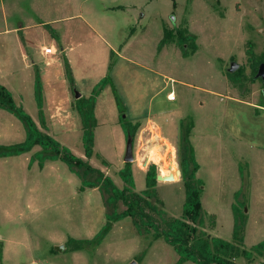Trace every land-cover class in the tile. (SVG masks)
<instances>
[{
  "label": "crops",
  "instance_id": "crops-1",
  "mask_svg": "<svg viewBox=\"0 0 264 264\" xmlns=\"http://www.w3.org/2000/svg\"><path fill=\"white\" fill-rule=\"evenodd\" d=\"M116 11V8L109 7L106 3L102 4L98 10H89L90 20L85 17L81 18V23L90 32L88 40L80 38L78 23L68 21L66 35L62 38L58 37V40H55L57 38L52 39L49 46L41 47V55L44 57V64L41 66L36 62L35 55L31 51L34 36L30 27L38 25L22 23L13 28L0 29V84L11 92L15 103L24 108L42 131L47 132L62 146L74 152L77 140L83 138V125L76 109L78 99L66 75L65 60H67L72 70L75 87L79 90L81 98H89L95 86L104 78L110 77L125 105L127 119L134 124L142 125L137 137L153 126L156 136L162 142L160 148L166 147L168 150L170 147H175V143H179L180 122L189 119L192 114L190 107L182 103L172 104L166 111L163 108L164 103L160 100V95L168 88V84L172 89L176 83L172 82L177 81L164 67L163 61L169 49H164L163 56L156 61V57L144 56L143 53L137 51L141 48L140 43H143V39L139 40L140 37L130 35L125 42L120 40L116 36L117 27L107 28V15H112ZM43 25V22L39 24V26ZM137 42L139 43L136 45ZM47 48H53L56 55L46 56L44 50ZM37 72L43 85V113L46 129L41 126L40 111L35 99ZM139 80L146 85L150 96L146 106L131 102L125 94L123 81L130 83L138 81L139 84ZM220 86V90L210 91L215 96L225 98V102L219 107L220 114L216 117L208 115L204 112V103H200L194 115V128L191 133V142L200 166L197 177L204 182L201 197L203 210L206 219L211 216L216 219L215 227H205L204 230L213 238L233 241L235 195L243 191V187L247 185L249 187L247 199H244V192H242L239 200L246 203L247 225L244 245L247 250H250L264 241V141L246 139L244 127L249 117L242 114L240 108H249L250 113L253 110L257 117L264 118V106L253 102L254 93L246 95L245 98H239L236 88L226 80L222 81ZM168 95L169 93L166 101H170ZM176 101L177 96L175 101L170 102L176 103ZM256 111L259 112V116ZM95 116L98 127L95 129V155L91 159L96 162L97 169L109 175L112 173L111 178L115 177V184L122 189L124 183L119 172L126 165L127 138L120 124V112L111 85H108L98 96ZM249 116L251 118L252 114ZM104 128L108 129L104 136L108 142H111L110 146L108 143L99 142V132ZM251 134L252 132L248 133L249 138ZM25 140L26 131L23 124L11 113L0 109V145H15ZM99 149L101 152L98 151ZM110 149L114 152L113 156L108 153L111 152ZM136 149L137 138L133 141V155ZM41 150L40 146H36L31 152L21 156L0 159V200L11 201L15 208L18 207L20 201H24L25 210L29 216L67 217V220L74 216H87L88 221H78L74 226L76 225L78 229L80 224L83 228L86 226L83 232L92 233L90 237L77 238V234L72 233L58 238L57 241L69 236L78 241L91 240L99 232L98 229L106 224L107 209L102 195L97 188L81 191V179L61 160L47 161L43 167L37 161L31 162L32 157ZM154 152L159 154L160 151ZM78 156L87 160L85 150ZM98 158H101L102 164ZM150 158L151 156L148 158L149 162L146 160L143 164L145 168L140 167L141 163H137L135 158L132 163L135 190L138 193L146 189V184L143 189L144 184H139L136 177L138 175L146 177L149 166L152 164L158 168L159 161H152ZM160 160L165 161L166 158L161 157ZM103 162H106L107 166ZM5 168L8 169V173L11 169L22 171L24 178H18L15 173L5 174L1 171ZM158 175H162L161 170ZM166 184L180 185L184 188L181 176L179 181L175 182L158 181L157 188ZM120 185L122 187H119ZM185 198L186 195L183 197L181 217ZM162 201L166 206V202ZM10 206L0 205V211L7 212L9 215L15 209L12 210ZM95 215L99 216L101 221L97 228L92 227L94 223L91 218ZM128 219L132 222L131 218H125L115 223L107 239L116 232L120 237L134 235L137 245L141 246L143 236L137 234L134 226L133 230L131 229ZM2 241L5 242L7 250L10 246L9 240L2 236ZM105 242L106 239L97 249L104 247ZM57 244L56 242V247L64 246L66 250L65 245ZM6 250L3 259L5 261L7 259ZM87 251H89L87 248H83L76 252L88 255ZM132 256L124 264L132 263ZM236 262L261 264L263 259L255 257L250 263L241 257L236 259ZM138 264L142 263L138 262Z\"/></svg>",
  "mask_w": 264,
  "mask_h": 264
},
{
  "label": "rangeland",
  "instance_id": "rangeland-1",
  "mask_svg": "<svg viewBox=\"0 0 264 264\" xmlns=\"http://www.w3.org/2000/svg\"><path fill=\"white\" fill-rule=\"evenodd\" d=\"M106 3L107 6L117 10L112 15H107V28L117 27L118 34L116 36L120 40L125 42L130 35L140 37L139 40L143 39V43H140L143 47L141 45L140 50L137 49V51L143 53L144 56L156 57V61L163 56L164 49H169L163 61L164 67L177 81L172 82H176L173 85L174 88L171 89L168 84V88L160 95V100L164 103L163 108L166 111L172 104L182 103L190 107L193 114L190 118L194 120L196 109L199 108L200 103H204V112L216 117L220 114L219 107L225 102V98L215 96L210 91L212 89L220 90V84L225 80L236 88L239 98H245L246 95L254 93L253 102L264 106V80L254 78L253 74V71H257L264 64L261 63L264 61V0H0V29L13 28L22 23L38 25L30 27L34 36L31 51L35 55L36 62L41 66L44 64L41 47L49 46L52 39L57 38L55 40H58V37L62 38L66 35L68 21L78 23L80 38L88 40L90 32L81 23V18L85 17L90 20L89 10H98L102 4ZM42 22L44 25L39 26ZM184 31L187 36L195 37V41L185 43V48L190 54L187 59H184L179 44V36ZM169 36L170 38H168ZM193 42L196 46V53L198 52L197 55L196 53L191 55ZM161 43L163 45L160 48ZM248 50L254 54L253 58L247 55ZM36 55L38 56L36 57ZM234 63H237L239 68L234 72L237 78L232 81L229 79L228 73ZM136 82L123 81L125 94L131 102H138V105L146 106L150 99L147 87L140 80L139 84L138 81ZM163 84L165 85V83ZM171 90L177 96L176 103L166 101V96ZM73 91L76 94L79 90L76 88ZM240 112L249 117V121L244 127L246 139L257 142L264 141V118L257 117L253 110L250 113L249 108L241 107ZM256 113L259 116V112L256 111ZM249 114H252L251 118ZM153 128L151 126L137 137L140 132L138 129L134 138L135 140L137 138L134 158L137 163H141L140 167L145 168L143 164L151 156L152 161H159L158 174L161 170L163 177L173 174L174 180L170 182L179 181V170H181L179 143H175L174 146H176L170 147L168 150L166 147L160 148L162 142L156 136ZM107 130L104 128L99 132V142L108 143L110 146L111 142H108L104 136ZM249 132H252L251 138L248 137ZM152 136L153 140L150 141ZM98 151L101 152V149ZM110 151L108 153L113 156L114 152L112 149ZM153 151L160 152L157 154ZM83 152L84 146L82 138H80L77 140L73 154L78 156ZM161 157H165L166 160H160ZM98 159L102 164L101 158ZM84 161L97 169L96 162H93L92 159ZM1 171L5 174L8 173L7 168L1 169ZM13 173L17 174L18 178H24L22 171L11 169L8 174ZM110 175L108 177H113ZM94 178V175L89 177L91 180ZM115 179V177L112 178L113 181ZM136 179L139 184H144V189L146 177L138 175ZM118 180L120 181V179ZM79 183H81L80 180ZM97 190L99 191V189ZM156 190L160 199L166 202L165 211L167 214L170 217L181 218L185 189L180 185L166 184ZM242 192H244V199H247L249 187L245 185ZM99 193L102 195L100 191ZM0 205L5 207L11 205L12 210L15 208L14 203L5 201V199L0 200ZM24 205L25 202L20 201L18 207L9 215L7 212L0 211V252H2L0 264H124L132 254L133 261L142 264L178 263L177 251L163 239L154 241L152 236H145L140 246L137 245L136 236L120 237L118 232L107 239L109 233L105 238V246L100 249L97 247L105 239L100 245L85 244L83 248L89 250L86 252L88 255L74 252L69 243V241L75 240L74 238L69 236L61 241L57 240L72 233L77 234V238L90 237L92 233L83 232L86 226L83 228L80 224L79 229L76 228V225L74 226L78 221H88L87 216H74L68 220L67 217L29 216ZM124 209V205L120 204L119 211ZM91 219L94 223L92 227L96 226L97 228L101 223L99 216L95 215ZM127 221H130V227L133 230L131 220ZM103 226L104 224L101 229ZM206 227H209L208 220ZM2 236L10 242L7 250ZM56 242L66 246V250L62 254L54 251ZM5 250L6 261L3 260ZM131 251L132 253H129ZM72 260L76 261L72 262ZM186 264L194 263L187 262Z\"/></svg>",
  "mask_w": 264,
  "mask_h": 264
},
{
  "label": "trees",
  "instance_id": "trees-1",
  "mask_svg": "<svg viewBox=\"0 0 264 264\" xmlns=\"http://www.w3.org/2000/svg\"><path fill=\"white\" fill-rule=\"evenodd\" d=\"M188 41H195V37L187 36L186 31L181 32L179 44L184 58L190 57L185 48V43ZM162 45L163 43L159 47L161 48ZM195 53L196 46L193 42L191 55ZM247 55L250 58L254 57L251 50H248ZM261 63H264V61ZM65 68L72 89L76 90L72 70L67 60H65ZM258 71L259 69L253 71L254 78L257 77ZM228 77L234 81L237 75L228 73ZM108 85L112 86L115 93L120 112V124L127 140L129 138L134 140L140 127L139 124H134L127 119L125 105L111 78H104L95 86L89 98H80L76 103V109L80 114L83 125L82 140L87 159H91L95 155V129L98 127L95 105L98 96ZM35 99L40 111L41 126L46 129L43 113V85L38 72L35 79ZM0 109L14 115L23 124L26 131V140L23 143L10 146L0 145V159L21 156L31 152L34 147L40 146L42 150L32 157L31 162L37 161L43 167L47 161L61 160L81 179V191L97 188L102 193L107 209L106 224L92 240L69 241L72 251L82 250L85 244L95 243L100 245L111 232L115 223L125 218H131L139 236H152L154 241L163 239L168 245L174 247L179 255L177 264L187 262L194 264H239L236 259L241 257L250 263L255 257H260L263 259L261 264H264V241L250 250H247L244 245L247 215L245 213L246 203L239 200L242 191L235 195L236 203L233 205L235 221L233 241L213 238L204 230L207 220L209 228H213L216 226V219L213 216L206 219L202 206L201 197L204 191V183L197 177L200 166L196 160L195 150L191 142V133L194 128L193 119L189 118L180 122L178 153L186 198L182 217L174 218L170 217L165 211V204L156 190L158 184V168L156 165L149 166L146 175V189L138 193L135 190L136 184L132 163H126L125 167L119 172V176L124 183V187L120 189L111 177L106 176L101 170L94 169L82 158L73 154L69 148L62 146L47 132L42 131L24 108L15 103L11 92L1 84ZM103 164L107 166L106 162H103ZM92 175L95 176L93 180L89 179ZM120 204L125 207L123 211H119ZM0 259H2V252H0Z\"/></svg>",
  "mask_w": 264,
  "mask_h": 264
},
{
  "label": "water",
  "instance_id": "water-1",
  "mask_svg": "<svg viewBox=\"0 0 264 264\" xmlns=\"http://www.w3.org/2000/svg\"><path fill=\"white\" fill-rule=\"evenodd\" d=\"M239 68V65L237 63H234L231 67V69L229 70V73L233 74L234 72H236V70ZM257 78L258 79H262L264 80V64L261 65V67L259 68L258 74H257ZM76 98L80 99L81 96L79 94V92H76ZM133 139L129 138L127 140V151H126V156H125V162L126 163H133L134 161V155H133ZM179 174L181 176V170H179ZM174 180V176L173 174H170L168 177H163L162 175H158L157 176V181L159 182H170ZM58 252H63L65 250L64 246H59L56 247L55 249ZM130 264H138L136 261H133Z\"/></svg>",
  "mask_w": 264,
  "mask_h": 264
},
{
  "label": "built area",
  "instance_id": "built-area-1",
  "mask_svg": "<svg viewBox=\"0 0 264 264\" xmlns=\"http://www.w3.org/2000/svg\"><path fill=\"white\" fill-rule=\"evenodd\" d=\"M44 54L46 55V56H55L56 55V53L54 52V50H53V48H47V49H45L44 50ZM168 99L170 100V101H175L176 100V94H175V92L173 91V90H171L170 92H169V95H168Z\"/></svg>",
  "mask_w": 264,
  "mask_h": 264
},
{
  "label": "bare ground",
  "instance_id": "bare-ground-1",
  "mask_svg": "<svg viewBox=\"0 0 264 264\" xmlns=\"http://www.w3.org/2000/svg\"><path fill=\"white\" fill-rule=\"evenodd\" d=\"M151 159V158H150ZM149 162V161H148Z\"/></svg>",
  "mask_w": 264,
  "mask_h": 264
}]
</instances>
